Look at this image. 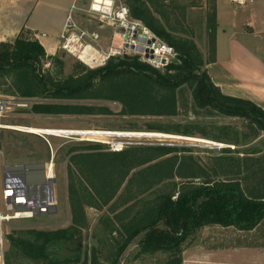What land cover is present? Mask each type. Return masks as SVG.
Listing matches in <instances>:
<instances>
[{"label": "trees", "instance_id": "1", "mask_svg": "<svg viewBox=\"0 0 264 264\" xmlns=\"http://www.w3.org/2000/svg\"><path fill=\"white\" fill-rule=\"evenodd\" d=\"M127 2L133 17L176 49L178 62L167 66L165 72L140 61L138 56H126L117 61L110 58L98 68L80 63L79 72L59 79L45 65L48 60L55 61L62 73L64 60L48 55L37 39L19 35L14 41L0 42V93L46 100L32 106L33 112L41 114H110L107 106L80 103L107 100L119 102L123 115L172 116L178 111V89L188 85L196 107L247 117L264 130V110L251 100L223 93L215 85L203 69L204 56L197 43L169 32L158 16L163 12L155 0ZM213 4L214 23L209 32L213 37L214 59L216 0ZM176 151L156 146L73 157L74 163L83 156L93 174L87 177V182L70 184L71 225L57 230L33 229L25 237L9 236L12 254L43 264H102L95 254L91 263L88 255L82 259L81 242L73 257L57 259L52 251L53 246L62 242L80 240L83 229L89 226L85 206L113 207L114 217L106 215L104 220L109 235L116 234L112 237L115 250L111 264H118L140 235L143 237L139 241V256L163 252L181 262L183 244L203 227L220 225L251 231L260 225L264 220L263 198L247 196L238 180L197 181L207 174L199 173V167L190 166L188 173H182L184 160L195 166L194 159L179 156ZM136 168L140 169L129 177ZM92 177L103 181L97 185ZM176 177L185 180L176 181ZM123 185L124 190L116 196ZM5 262L11 264L10 252L5 255Z\"/></svg>", "mask_w": 264, "mask_h": 264}, {"label": "rangeland", "instance_id": "2", "mask_svg": "<svg viewBox=\"0 0 264 264\" xmlns=\"http://www.w3.org/2000/svg\"><path fill=\"white\" fill-rule=\"evenodd\" d=\"M20 1L0 0V42L14 41L19 35L36 39L31 31L20 28V21L24 13L20 10ZM116 1L129 7L127 0ZM213 1L215 0H155L163 12L158 16L169 32L174 36L193 39L197 43L204 56V70H207V63L213 59V37L209 32L210 26H213L214 23ZM89 2L90 0H84L86 6ZM246 6L245 8L248 9L251 7L263 8L260 13H264V0H254L253 3H248ZM115 45L117 46V43ZM56 56L64 60L62 73L55 61L48 60L45 67L54 76L63 79L71 73L79 72L80 63L88 68H98L104 66L110 58L117 61L126 56L136 55L128 54L127 51L123 54L110 55V57L106 54L105 64L93 65L95 67L85 64L69 53L61 52ZM166 68L163 67L158 70L165 72ZM3 89H7V87L4 86ZM0 97L12 99L14 104L12 108L0 114V190L4 186L8 173V169L5 170L6 166L49 163L50 165L53 164L56 178V211L40 214L32 219L14 221L8 228L4 248L5 255L7 252L11 253V264L43 263L12 254L9 236L25 237L33 229L57 230L71 225L70 184L87 182V177H91L93 174L88 169L83 156L74 163L71 162L72 158L77 155L113 152L110 142L122 139L114 135L56 134L59 132L56 130L163 134L164 138L154 139L150 145L131 144L123 150H137L156 146L176 148L175 153L179 156H192L194 159L195 166L189 165V160H184L183 167L186 166L182 173H188L190 166L199 167L201 170L199 173L202 175L207 173L206 176L195 179L197 181H204L208 178L238 180L243 189L248 191L250 180H259V177L264 173V130L247 117L228 116L214 109L196 107L192 91L188 85H183L178 89V111L176 115L172 116L123 115L121 114L122 105L119 102L107 100H86L80 103L107 106L112 111L110 114H41L33 112L32 106L37 102L46 100L23 98L5 93H0ZM23 104L27 105L24 106ZM31 128L48 129L54 132L52 134L39 131L34 133L30 131ZM216 143H221L223 146L219 147L220 149L215 148L214 144ZM96 145H100V147L94 149ZM140 168L134 169L129 177ZM92 179L97 181V185L103 181L99 182V179L93 177ZM175 180L182 181L185 179L176 177ZM123 190L124 185L116 196ZM151 194L149 193L150 197ZM112 208L110 205L104 206L102 209L85 206L89 226L83 229L80 240L75 243L62 242L53 246L52 251L55 257L57 259L73 257L76 254L75 249L81 242L82 259L88 255L89 263H91L95 254L100 263L111 264V259L114 257L112 253L115 250L112 237L116 234L109 235L110 233L105 230L104 220L106 215L114 217ZM119 210L122 209L119 208ZM254 232L256 236L264 237V220ZM254 232L249 233V231L240 230L236 227L220 225L203 227L183 244L182 253L179 255L182 259L181 262L175 257H171L169 253L163 252L139 256V241L143 237L140 235L119 258L118 264H215L210 260L214 253L213 249L239 248L243 244L253 242L251 236L253 237ZM241 256L240 254L235 256L234 261L243 264L246 258ZM223 259H229V257L226 256ZM261 260L264 263V257H260L257 261L255 260L254 264H260ZM226 262L224 260L221 264Z\"/></svg>", "mask_w": 264, "mask_h": 264}, {"label": "crops", "instance_id": "3", "mask_svg": "<svg viewBox=\"0 0 264 264\" xmlns=\"http://www.w3.org/2000/svg\"><path fill=\"white\" fill-rule=\"evenodd\" d=\"M20 2V10L24 12L20 28L31 31L48 55L69 53L95 67L93 65H104L105 55L115 49L112 29L86 17L82 11L86 7L84 0ZM253 2L246 0L241 5L230 0H216L215 53L206 68L223 93L251 100L264 110V13H260L263 8H245ZM69 15H72L76 27L67 31ZM81 31L87 33L83 38H79ZM94 35L98 38L93 39ZM250 181L249 190L244 189L246 195L264 199V173L259 180ZM251 239L253 242L239 248L213 249L210 260L215 264H221L224 260L227 262L223 264H239L233 258L240 254L246 258L243 264H254L258 258L264 257V237L256 236L254 232ZM226 256L229 259H223ZM260 264H264L263 260Z\"/></svg>", "mask_w": 264, "mask_h": 264}, {"label": "built area", "instance_id": "4", "mask_svg": "<svg viewBox=\"0 0 264 264\" xmlns=\"http://www.w3.org/2000/svg\"><path fill=\"white\" fill-rule=\"evenodd\" d=\"M230 1L241 5L246 3V0ZM73 8H76L75 5ZM82 11L86 17L112 29L113 40L117 46L115 45V49H111L108 53L109 57L127 51L128 54L138 56L141 61L156 69L167 67L177 61L176 49L161 39L143 21L133 17L129 7L118 3L116 0H90ZM75 27L72 15H69L66 30L70 31L71 28ZM86 35L85 31H81L79 38ZM63 37L65 36L63 35ZM92 38L97 39L98 36L94 35ZM118 48L121 49V52ZM23 105L26 106L27 104ZM13 106L12 99L0 97V114ZM120 133L114 136L122 138L121 140L110 142L113 152H120L131 144L150 145L154 139L164 138L163 134L151 132ZM214 147L219 148L216 144ZM7 172L4 186L0 190V264H6L4 247L11 223L50 213L56 206V178L53 164L45 163L44 177H42V170L39 168L12 167Z\"/></svg>", "mask_w": 264, "mask_h": 264}, {"label": "bare ground", "instance_id": "5", "mask_svg": "<svg viewBox=\"0 0 264 264\" xmlns=\"http://www.w3.org/2000/svg\"><path fill=\"white\" fill-rule=\"evenodd\" d=\"M86 48V47H85ZM92 49V48H91ZM88 50V49H87ZM90 51V50H89ZM83 52V51H82ZM88 53V52H87ZM86 53V54H87ZM79 54V53H78ZM85 54V55H86ZM89 54V53H88ZM89 56V55H88ZM84 58V57H83ZM86 58V57H85ZM82 59V58H81ZM88 59V58H87ZM87 60H83V62H86ZM94 62V61H93ZM92 62V63H93ZM91 63V62H90ZM85 64H88V63H85ZM91 65V64H90ZM30 131L31 132H34V133H37L38 131L39 132H43V133H50V134H52L54 131H49L48 129H36V128H31L30 129ZM56 131H59V132H57L56 134H89V135H94V134H96V135H118V134H121L120 132H108V131H106V132H104V131H83V130H81V131H76V132H71V131H68V130H56ZM209 142V141H208ZM212 144V143H211ZM216 145H218L219 147H222L223 145L221 144V143H216Z\"/></svg>", "mask_w": 264, "mask_h": 264}, {"label": "water", "instance_id": "6", "mask_svg": "<svg viewBox=\"0 0 264 264\" xmlns=\"http://www.w3.org/2000/svg\"><path fill=\"white\" fill-rule=\"evenodd\" d=\"M12 167H15V168L20 167L23 169L39 168L42 170V177L45 176V163H34V164H22V165L6 166L5 170L12 168ZM55 211H56V207L51 212H55Z\"/></svg>", "mask_w": 264, "mask_h": 264}]
</instances>
